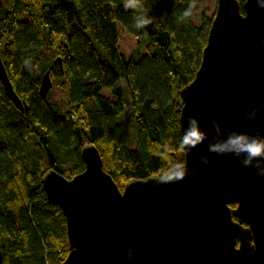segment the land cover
<instances>
[{
  "label": "trees",
  "instance_id": "1",
  "mask_svg": "<svg viewBox=\"0 0 264 264\" xmlns=\"http://www.w3.org/2000/svg\"><path fill=\"white\" fill-rule=\"evenodd\" d=\"M194 1L136 0L126 9V0H0L1 57L24 106L10 100L0 80L2 264L66 258V218L48 201L41 176L50 168L66 177L83 171L85 144L98 147L121 190L129 179L162 176L183 162L179 89L200 67L215 15L196 24ZM141 14L151 23L137 28ZM119 28L145 42L138 60L118 46ZM48 71L53 86L43 98ZM55 86L65 92V105L51 99ZM125 109L134 146L119 122Z\"/></svg>",
  "mask_w": 264,
  "mask_h": 264
},
{
  "label": "water",
  "instance_id": "2",
  "mask_svg": "<svg viewBox=\"0 0 264 264\" xmlns=\"http://www.w3.org/2000/svg\"><path fill=\"white\" fill-rule=\"evenodd\" d=\"M241 7L217 0L200 67L179 89L182 163L121 190L89 142L83 171L42 174L48 201L66 218L61 264H264V0ZM0 80L23 110L1 52ZM52 86L48 71L40 95Z\"/></svg>",
  "mask_w": 264,
  "mask_h": 264
},
{
  "label": "rangeland",
  "instance_id": "3",
  "mask_svg": "<svg viewBox=\"0 0 264 264\" xmlns=\"http://www.w3.org/2000/svg\"><path fill=\"white\" fill-rule=\"evenodd\" d=\"M216 7L217 0H195L191 11V16L194 22L198 25L201 24L202 16H211L212 13L216 11ZM118 46L125 51L128 57H133L135 60H138L147 50L145 42H139L135 36L124 32L121 28H119ZM122 83L125 86V80H123ZM102 94L112 99H116L109 88H104ZM51 99L54 101H60L65 105L67 98L65 92L59 86H55L52 90ZM121 121L124 124L127 144L129 146H134L136 141L134 133L136 132L132 126L131 118L127 109L121 114L119 122Z\"/></svg>",
  "mask_w": 264,
  "mask_h": 264
},
{
  "label": "clouds",
  "instance_id": "4",
  "mask_svg": "<svg viewBox=\"0 0 264 264\" xmlns=\"http://www.w3.org/2000/svg\"><path fill=\"white\" fill-rule=\"evenodd\" d=\"M137 6V2L136 0H126L125 3V8H135ZM185 15H188V13L186 12ZM149 23H151V20L146 18L144 15L141 14V17L138 19V22L136 24L137 28L140 27H145L147 26ZM190 138H191V142L195 143L196 142V135L190 134ZM185 142H189V138L185 139ZM249 151H251L253 154H257L260 151V147L259 146H249Z\"/></svg>",
  "mask_w": 264,
  "mask_h": 264
},
{
  "label": "snow or ice",
  "instance_id": "5",
  "mask_svg": "<svg viewBox=\"0 0 264 264\" xmlns=\"http://www.w3.org/2000/svg\"><path fill=\"white\" fill-rule=\"evenodd\" d=\"M193 135H196L195 133H193Z\"/></svg>",
  "mask_w": 264,
  "mask_h": 264
}]
</instances>
